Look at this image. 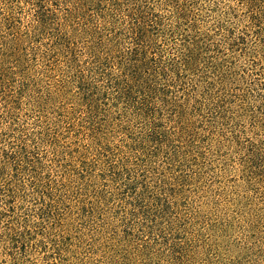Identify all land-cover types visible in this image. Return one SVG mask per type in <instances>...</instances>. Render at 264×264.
<instances>
[{
    "label": "trees",
    "instance_id": "obj_1",
    "mask_svg": "<svg viewBox=\"0 0 264 264\" xmlns=\"http://www.w3.org/2000/svg\"><path fill=\"white\" fill-rule=\"evenodd\" d=\"M0 180L9 264H264V0H0Z\"/></svg>",
    "mask_w": 264,
    "mask_h": 264
},
{
    "label": "rangeland",
    "instance_id": "obj_2",
    "mask_svg": "<svg viewBox=\"0 0 264 264\" xmlns=\"http://www.w3.org/2000/svg\"><path fill=\"white\" fill-rule=\"evenodd\" d=\"M219 167H213L211 175L218 174ZM205 178L207 181L214 179L213 176L206 175ZM217 180H222L221 177ZM217 180H213L217 182ZM1 184V180H0ZM215 214V213H214ZM214 214L206 216L209 218L207 222L209 231H206L210 235L211 247L209 250V255L213 258L214 261H219L222 264H255L257 262L255 255L258 254L259 248L257 245H253L249 237L248 241L244 240L246 236L251 235L249 232L242 229L241 233H234L228 228H222L217 226V219ZM3 224L0 223V239H1V230ZM162 251L166 252L168 247L161 245ZM0 251L2 249L0 248ZM1 254V253H0ZM6 258V257H5ZM0 264H9L5 262V259L0 256Z\"/></svg>",
    "mask_w": 264,
    "mask_h": 264
}]
</instances>
